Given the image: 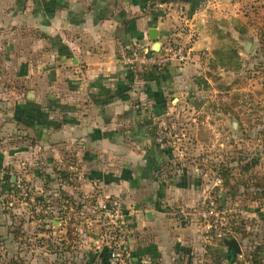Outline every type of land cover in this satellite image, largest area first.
<instances>
[{"label":"crops","instance_id":"0c3cea01","mask_svg":"<svg viewBox=\"0 0 264 264\" xmlns=\"http://www.w3.org/2000/svg\"><path fill=\"white\" fill-rule=\"evenodd\" d=\"M214 6L210 0H0V49L16 47L24 91L1 98L12 107L5 118L15 134L0 142V178L13 180L21 170L36 188L47 179L97 204L119 197L137 245L162 253L178 243L179 220L167 208L179 207V192L190 189L172 150L179 134L177 143L163 138L168 118H179V75L198 64L204 36L215 40ZM184 22L200 38L183 69L172 64L134 74L120 62L121 44L156 50ZM153 28L158 46L149 40ZM65 159L78 173L52 174Z\"/></svg>","mask_w":264,"mask_h":264},{"label":"rangeland","instance_id":"374dc122","mask_svg":"<svg viewBox=\"0 0 264 264\" xmlns=\"http://www.w3.org/2000/svg\"><path fill=\"white\" fill-rule=\"evenodd\" d=\"M210 1L216 45L204 36L198 64L179 75V118H168L163 138L176 142L179 134L172 150L190 189L179 192V207L167 208L179 220V242L162 253L152 244L137 245L121 198L125 216L109 228L102 203L73 197L47 179L36 188L19 170L13 180L0 178L6 214L0 264H264V0ZM172 29L174 38L164 46L186 42L191 29L194 41L200 38L187 22ZM19 64L15 46L0 49V142L15 134L5 118L12 107L1 98L24 93ZM69 164L54 165L52 174L74 176L77 166ZM207 209L217 216L198 217ZM231 239L241 250L232 261L225 243Z\"/></svg>","mask_w":264,"mask_h":264},{"label":"built area","instance_id":"2783aa9c","mask_svg":"<svg viewBox=\"0 0 264 264\" xmlns=\"http://www.w3.org/2000/svg\"><path fill=\"white\" fill-rule=\"evenodd\" d=\"M194 33L195 31L191 29L186 36V42L166 44L160 46L156 51L151 47L121 44L118 50L119 60L134 74H141L152 69L161 70L172 64L187 65L193 57V45L191 43L194 42ZM14 185L16 189H21L20 181L16 180ZM99 207L106 217L109 228H113L125 216L122 201L118 197L100 204ZM212 215L217 216V214H212L209 209L198 213V217L203 219Z\"/></svg>","mask_w":264,"mask_h":264},{"label":"water","instance_id":"95a60500","mask_svg":"<svg viewBox=\"0 0 264 264\" xmlns=\"http://www.w3.org/2000/svg\"><path fill=\"white\" fill-rule=\"evenodd\" d=\"M157 34L158 32L153 28V29H150L149 32H148V35H149V40L151 42H153L155 45L158 46V42H157ZM154 51H156L155 49H153ZM147 216L150 215V213H147L146 214ZM226 246H227V258L232 261L237 254H240L241 250H240V246L237 242L236 239H231L229 241H226Z\"/></svg>","mask_w":264,"mask_h":264},{"label":"trees","instance_id":"16d2710c","mask_svg":"<svg viewBox=\"0 0 264 264\" xmlns=\"http://www.w3.org/2000/svg\"><path fill=\"white\" fill-rule=\"evenodd\" d=\"M124 45H127V43H124ZM166 68V67H165ZM165 68H163V69H161L162 71H164L165 70ZM152 70H156V69H152ZM156 71H160V70H156Z\"/></svg>","mask_w":264,"mask_h":264}]
</instances>
